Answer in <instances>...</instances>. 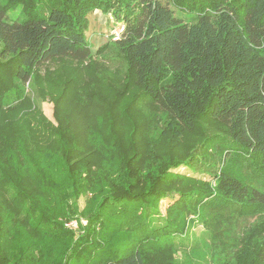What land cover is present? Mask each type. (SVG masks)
Returning <instances> with one entry per match:
<instances>
[{"label":"trees","instance_id":"trees-1","mask_svg":"<svg viewBox=\"0 0 264 264\" xmlns=\"http://www.w3.org/2000/svg\"><path fill=\"white\" fill-rule=\"evenodd\" d=\"M39 1L0 3V264H179L189 226L223 242L224 222L264 210V0ZM18 6L23 16L8 21ZM95 9L124 27L95 52L117 49L118 81L91 68ZM61 59L77 67L54 75V125L25 84L45 92L54 73L38 70ZM68 99L92 116L72 122ZM114 106L135 115L120 125ZM181 166L213 181L171 171ZM168 194L178 197L161 216ZM239 242L217 264H264V221Z\"/></svg>","mask_w":264,"mask_h":264},{"label":"rangeland","instance_id":"rangeland-1","mask_svg":"<svg viewBox=\"0 0 264 264\" xmlns=\"http://www.w3.org/2000/svg\"><path fill=\"white\" fill-rule=\"evenodd\" d=\"M3 1L4 0H0V3H2ZM39 2L41 5L44 4L46 6L43 0H40ZM162 2L166 3L167 0H162ZM169 6L175 11L177 15L184 14L183 12L178 11V9L174 8L172 5L169 4ZM190 15V13L185 12L186 17H190ZM21 16H23L21 6H18L7 11L6 19L8 21H12L14 19L21 18ZM87 20L88 24L87 29L85 30V37L92 54H94L100 46L108 43L111 40H114V32L117 29L116 27L121 24V22H118L111 13L106 14L101 12L99 9L91 11L87 15ZM75 66L77 67L75 62L61 59L59 61H49L48 63H45L42 67H40L38 70L40 76H44L47 71H51L50 73H54L52 76H50V78L54 80L50 84L51 87L48 88V86H45V92H40V95L37 91H34V89L30 90V84H25L26 91L29 92L28 94L31 99L36 103L43 115L54 125L57 124V120L54 114L55 103L53 100L56 95H58L60 92H63L61 91V89L63 88V83L61 84V80L57 81L55 76H64L65 74H69L70 70ZM89 66V62H85L82 66L85 77V79L83 80L89 83H93V85L97 87V80L100 79L95 76V73H93L94 71L92 72L90 70L91 66ZM92 66L93 67L91 68L93 70H98V73H102L104 82L109 81V78H106V74H109L110 77H116L117 81L118 78L125 76L124 62L117 49L111 44H109V46L105 48L102 53H95ZM134 107L135 109L137 108V110L141 108L142 111L147 110L146 108H149L146 107L145 102L134 103ZM70 110H72L74 118L71 119L72 122L78 121L79 123H81L88 115H90L91 117L93 114V109H90L89 111L84 110L82 112H79V110H77L76 108H72L71 104H69L68 99L63 105L61 111L62 113H66ZM112 110L113 113L111 115H113L114 120L120 125H123L124 114L126 118L135 115L131 112L130 106H128L127 109L120 113L122 117L118 115L119 109L117 108V106H114ZM120 125L118 126L121 127ZM202 125L204 130H207L208 134L210 135L212 133H214L215 135L222 134V131L218 126H213L207 121H202ZM171 171L186 175H192L206 181H213V178L211 176L205 173L194 172L190 170V168L185 166H181L177 169H172ZM259 189L262 190L260 186ZM177 197L178 196L176 194H168L163 197L159 202L158 214L161 216L165 215L167 206L173 203V201H175ZM84 200L85 198L83 196L78 199L77 203L79 209L84 206ZM261 211L262 212H256L255 214L246 216L235 214L232 216V218H230V220L224 222V224L221 225V227L223 228L222 233L225 238L223 242L222 240L215 239L210 243L209 239L206 238L207 232H205L206 230L204 226L201 224V222L197 221L195 224L187 228V234L185 233L182 238L184 244L179 243V245L177 246V250L173 254L175 259L179 262V264H217L219 261H223L228 256L229 260H231L240 248L239 241H241L245 237V235H247V233L253 229L255 225L258 226L259 223L264 221V210ZM80 219L82 224L85 225L86 220L83 218ZM73 222L75 223L74 225H67L68 223ZM65 225L71 228H76L77 219H72L71 221L65 223Z\"/></svg>","mask_w":264,"mask_h":264},{"label":"built area","instance_id":"built-area-1","mask_svg":"<svg viewBox=\"0 0 264 264\" xmlns=\"http://www.w3.org/2000/svg\"><path fill=\"white\" fill-rule=\"evenodd\" d=\"M117 29L115 30V32H114V38L116 39V38H118L119 37V35L121 34V32H122V30H123V25H121V24H119L117 27H116ZM71 224H75L74 222L73 223H68L67 225H71Z\"/></svg>","mask_w":264,"mask_h":264}]
</instances>
